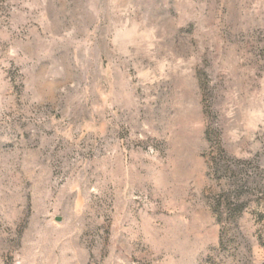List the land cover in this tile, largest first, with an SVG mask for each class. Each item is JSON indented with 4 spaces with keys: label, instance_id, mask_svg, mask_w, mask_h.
I'll use <instances>...</instances> for the list:
<instances>
[{
    "label": "rangeland",
    "instance_id": "rangeland-1",
    "mask_svg": "<svg viewBox=\"0 0 264 264\" xmlns=\"http://www.w3.org/2000/svg\"><path fill=\"white\" fill-rule=\"evenodd\" d=\"M0 264H264V0H0Z\"/></svg>",
    "mask_w": 264,
    "mask_h": 264
},
{
    "label": "water",
    "instance_id": "water-1",
    "mask_svg": "<svg viewBox=\"0 0 264 264\" xmlns=\"http://www.w3.org/2000/svg\"><path fill=\"white\" fill-rule=\"evenodd\" d=\"M58 220H60V219H58Z\"/></svg>",
    "mask_w": 264,
    "mask_h": 264
}]
</instances>
